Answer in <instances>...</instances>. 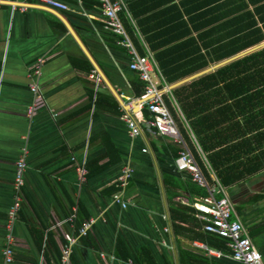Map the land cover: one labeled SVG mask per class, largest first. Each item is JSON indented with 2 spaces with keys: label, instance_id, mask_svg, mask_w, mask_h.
I'll use <instances>...</instances> for the list:
<instances>
[{
  "label": "crops",
  "instance_id": "obj_1",
  "mask_svg": "<svg viewBox=\"0 0 264 264\" xmlns=\"http://www.w3.org/2000/svg\"><path fill=\"white\" fill-rule=\"evenodd\" d=\"M69 3V12L37 3L24 14L13 12L9 3L0 7V264H5L16 162L25 149V201L14 223L13 264H61L72 237L77 244L71 264H238L195 246L208 245L202 239L207 233L196 210H188L201 197L190 172L177 167L181 146L148 128L152 116L140 100L145 82L130 69L132 58L120 37L104 29L97 0ZM124 27L137 53L145 55L129 21ZM38 59L46 62L36 76ZM152 75L161 86L158 70ZM32 85L45 106L29 119ZM170 97L166 94L172 112L177 107ZM124 117L137 123L138 138L131 137ZM176 126L184 141L187 131ZM193 157L209 186H215V176L207 175L210 165L202 155ZM79 165L88 171L84 183ZM126 165L135 173L125 189L129 206L122 208L112 198ZM225 188L257 224L264 243V171ZM89 218L97 221L87 237H80Z\"/></svg>",
  "mask_w": 264,
  "mask_h": 264
},
{
  "label": "trees",
  "instance_id": "obj_2",
  "mask_svg": "<svg viewBox=\"0 0 264 264\" xmlns=\"http://www.w3.org/2000/svg\"><path fill=\"white\" fill-rule=\"evenodd\" d=\"M127 5L130 17L119 14L123 25L129 21L145 49L140 56L153 55L170 87L264 43V0H129ZM166 94L177 107L171 112L175 124L187 131V149L210 165L208 177L229 187L264 171V48L169 90L165 100ZM193 185L201 198L209 194ZM235 208L264 261L261 231L240 203ZM202 239L228 251L226 239L211 233Z\"/></svg>",
  "mask_w": 264,
  "mask_h": 264
},
{
  "label": "built area",
  "instance_id": "obj_3",
  "mask_svg": "<svg viewBox=\"0 0 264 264\" xmlns=\"http://www.w3.org/2000/svg\"><path fill=\"white\" fill-rule=\"evenodd\" d=\"M101 10V15L104 21V29L110 31L119 36V44L125 48L132 60L130 63V69L136 71L142 81L147 83L145 93L140 100H143L150 112L152 119L146 122L148 128L152 130H158L160 135L171 137L176 143L183 145L184 150L180 153L179 158L176 161L179 170H188L191 174L193 182L201 187H206L209 190V195L196 199L193 202V207L196 209L197 216L204 221V231L217 235L223 239L228 240V252L216 251L208 247L206 244L195 243L197 248H200L206 252L210 257H225L238 264H264L261 254L255 248L251 241L248 231L244 227L239 215L236 213L235 204L231 197L226 192V188L223 187L215 176V186L210 187L207 178L200 170L193 155L184 146V141L180 137L177 126L171 116V111L167 106L165 100V93L169 92L170 86L164 79L161 70L154 60L153 55L147 52L146 56H140L133 43L129 39L125 27L121 21L120 13H126L130 17L128 10L129 0H97ZM3 3H9L13 12H20L22 14L27 12L28 6L31 3H37V5L46 6L60 11H71L69 0H0V7ZM45 59H38L36 67L33 71L34 75H40V69L45 64ZM158 70L162 78V87L153 82L151 74ZM96 77V72L93 73ZM100 82V79H97ZM30 93L33 97L31 104L27 107V117L31 119L36 110L45 106V101L39 92L37 85L30 86ZM122 121L126 124L131 133V137L136 139L140 136L141 130L137 123L124 117ZM147 153V150H143ZM29 150L21 154L16 162L15 178H14V197L13 204L9 210L8 222H7V238L6 245L3 250V260L5 264H13L14 251L13 246L15 239L13 236L14 223L18 219L20 210L24 205V187L26 183V172L28 170V158ZM77 161V159H74ZM81 183L86 180L88 173L85 165H79L77 169ZM134 169L126 165L123 167L118 179L119 190L113 195L112 201L119 204L122 208H128L129 202L125 199V188L128 185L129 180L134 175ZM221 193L219 198L216 194ZM77 218V209L74 210L69 222H75ZM96 218H89L83 223V226L79 230L80 237H87L89 232L93 228ZM77 244V238L72 237L69 243L62 249L61 264H71V255L74 246ZM130 264H134L132 260Z\"/></svg>",
  "mask_w": 264,
  "mask_h": 264
},
{
  "label": "water",
  "instance_id": "obj_4",
  "mask_svg": "<svg viewBox=\"0 0 264 264\" xmlns=\"http://www.w3.org/2000/svg\"><path fill=\"white\" fill-rule=\"evenodd\" d=\"M262 48H264V43L259 45V46L254 47V48H251V49L243 52L242 54H239V55H237V56H235V57H233L231 59H228V60H226V61H224V62H222V63H220L218 65H215V66H213V67H211V68H209V69H207V70H205L203 72H200V73H198V74H196V75H194L192 77H189V78H187V79H185L183 81L178 82L177 84H175V85L170 87V91H173L176 87H178V86H180L182 84H185V83L190 82V81H192V80H194L196 78H199L200 76H203L204 74H207V73H209V72H211V71H213V70H215V69H217L219 67H222V66H224V65H226V64H228L230 62L238 60V59H240V58H242V57H244L246 55L254 53V52H256V51H258V50H260ZM142 102H143V100H142Z\"/></svg>",
  "mask_w": 264,
  "mask_h": 264
},
{
  "label": "rangeland",
  "instance_id": "obj_5",
  "mask_svg": "<svg viewBox=\"0 0 264 264\" xmlns=\"http://www.w3.org/2000/svg\"><path fill=\"white\" fill-rule=\"evenodd\" d=\"M151 77H152V79H153L154 81H157V82H158V78H157L156 75H152Z\"/></svg>",
  "mask_w": 264,
  "mask_h": 264
}]
</instances>
